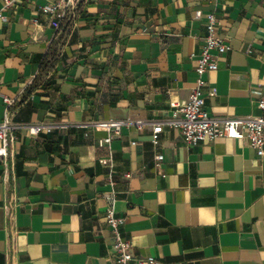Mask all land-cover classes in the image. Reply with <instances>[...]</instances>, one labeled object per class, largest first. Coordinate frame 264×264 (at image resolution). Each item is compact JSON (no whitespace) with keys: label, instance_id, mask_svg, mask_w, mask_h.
Listing matches in <instances>:
<instances>
[{"label":"crops","instance_id":"crops-1","mask_svg":"<svg viewBox=\"0 0 264 264\" xmlns=\"http://www.w3.org/2000/svg\"><path fill=\"white\" fill-rule=\"evenodd\" d=\"M57 1L11 0L0 20V123L8 97L16 123L67 125L22 128L0 158V264H117L110 197L136 258L264 264V156L238 139L187 147L167 125L155 147L148 124L188 101L210 12L230 50L204 76L209 116L260 114L264 0H78L56 29L41 8ZM117 120L145 124L100 146L92 124Z\"/></svg>","mask_w":264,"mask_h":264},{"label":"built area","instance_id":"built-area-1","mask_svg":"<svg viewBox=\"0 0 264 264\" xmlns=\"http://www.w3.org/2000/svg\"><path fill=\"white\" fill-rule=\"evenodd\" d=\"M78 0H58L55 3L45 5L41 12L48 16L52 25L59 29L63 20L70 21L75 17V10ZM216 3V0H214ZM11 4L7 1L0 9V20H5L3 10ZM201 12H196V17H200ZM206 36L204 44L196 59V82L192 88L188 101L173 112V117L164 122L148 123L152 127V144L156 147L160 142V133L163 126H171L180 129L182 139L187 147L196 146L203 142H213L219 138H229L246 140L255 150L258 157L264 156V98H261L257 107L260 111L258 116H248L244 118L215 119L209 116L206 109V98L204 88L206 87L205 74L218 70V59L230 50L226 41L218 35V22L214 12L206 16ZM36 22V21H35ZM211 95L215 92L212 90ZM5 114L0 123V158L6 166V161L13 154V144L17 140L16 132L25 129L31 136L42 133H51L55 129H65L67 125L54 123L48 124L38 122L33 124H21L13 121L9 108L14 100L5 97ZM143 121L117 120L95 122L92 126L108 132L106 138L99 141V145H109L113 138L118 137L123 126H135L142 128ZM157 161L163 160V155L156 156ZM103 165L113 168V159H100ZM113 183V182H112ZM109 206L106 212V221L112 235V253L117 264H158L156 259L148 257L145 259L136 258L132 251V245L122 232L125 218L117 214L114 197L108 198Z\"/></svg>","mask_w":264,"mask_h":264}]
</instances>
